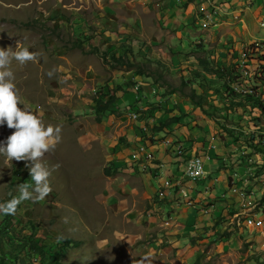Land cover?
Returning a JSON list of instances; mask_svg holds the SVG:
<instances>
[{"label": "rangeland", "instance_id": "1", "mask_svg": "<svg viewBox=\"0 0 264 264\" xmlns=\"http://www.w3.org/2000/svg\"><path fill=\"white\" fill-rule=\"evenodd\" d=\"M123 1L127 2L125 7L121 5ZM242 3L249 5L250 9L261 10L256 25L259 27L258 34L264 38V0H242ZM129 5L130 0H0V49L9 50L10 58L16 51L24 48L35 52L37 56L35 62L25 64L11 59L7 68L14 74L13 82L22 103L17 107L36 114L43 127L61 129L60 142L40 160L51 171V192L40 201H21L22 210L18 213L16 224L29 227L33 222L37 225L38 241L47 250L58 238H71L81 242L80 247L68 251L64 264H264V144L257 150L242 143H237L241 146L236 144L237 149H251L250 154H241L252 166V171L248 174L249 183L240 187L248 205L234 208L229 220L220 217L219 225L223 227L221 234H225V238L216 233L211 236L210 242L208 240V244L196 243L204 250L203 256L199 258L202 249H195L198 246L192 244L194 238H185L186 241L180 248L183 253L179 252V247L174 243L162 241L160 233L166 232L162 223L171 216V209L168 207L170 201L161 193L162 190L151 192L149 189L156 183L155 180L147 182L141 174H134L130 170L131 163L119 154L123 151L122 148L119 149V144L130 146L132 143L131 137L123 134V129H131L138 126V123L145 124L141 133L146 134L148 143L143 145L147 148L171 135H159L160 140H156L153 128L146 127V122L133 118L134 107L141 100L138 88L128 89L127 95L130 98H133L129 95L132 91L138 94H135L136 101L130 110H123L122 106L121 115H108L101 124L97 123L94 103L97 93L101 90L108 91L111 89L108 86H114L115 83L126 85L134 77L132 69L115 67L110 59H104L101 54L107 53L110 56L115 51L119 53L122 46L125 48L131 45L135 48L136 59L141 63L144 57L152 58L158 54L164 62L170 64L169 57L176 55V58H182V62L175 67L172 65V70L167 73V79L175 85L181 84L184 76L182 71L184 73L190 70L193 63L188 61L195 56L206 55L215 62L212 56L216 55L217 45L209 51H205L204 46L200 51L174 49L178 53L174 54L173 48H168L164 38V35L170 36L172 31L169 33L161 29L154 32L151 29L158 17L138 4L132 7ZM57 11H60L61 16L53 21L51 15ZM220 23L214 18L209 27L214 28ZM157 24V27L162 28L159 22ZM104 28L109 31V35L105 33L107 31L104 32ZM153 36L163 37L164 40L140 51L135 38L146 43V39H152ZM75 39L84 42L87 53L74 47ZM250 45L264 49V40ZM248 47L240 50L236 59L224 57L225 64L218 66L233 67L238 59L244 61L241 54ZM93 48H98L101 54H94ZM201 51L203 54L199 56ZM257 65V62L238 63L240 72L237 74L238 84L235 85L237 90H258L264 94V80L257 76ZM262 69L259 71H263ZM49 72L53 73L51 77ZM213 81L216 83L219 80ZM139 82V86L143 88L145 84L140 77ZM159 84L152 98H147L150 101L145 110L159 107V113L164 116L158 113L159 117L155 115L149 119V124L160 126L173 115L182 116V121L174 132L176 135L178 132L179 136L183 132L184 135L182 138L178 137L179 140L175 138V145L194 141L193 136L189 135L192 122L188 121L193 116L184 114L181 108V99L187 97L177 91L174 94H179L181 99L176 102L173 94L171 95L172 87L163 81H159ZM169 105H173L172 108ZM243 111L231 115L234 122L229 125L230 129L235 128L236 134L248 136L251 131H259L264 137V120L260 128H255V117L261 115L260 111H256L257 114H252L250 109ZM224 113L210 109L211 115L221 116ZM148 114L153 113H145L141 115V119H147ZM14 131L6 124L0 127V142H6ZM226 135L222 138H230L236 143L234 135ZM231 140H223V144ZM110 142H115L116 146L112 147ZM182 146V151L178 152L187 163L190 160L188 153L192 148ZM140 160L133 162L144 164ZM30 166L31 161H11L0 155V201L10 196L19 200L22 185L29 191L34 188ZM106 168H118V173L107 176ZM250 197L254 199L248 200ZM240 210L248 211L235 219L234 215L240 213ZM248 217H256L254 227L238 225L239 218L244 222ZM201 235L197 232L196 237ZM227 235L228 238H236L239 244L234 243L233 247L238 248V252L235 256L222 258V254L216 250L222 247V241L227 239ZM229 250L226 248L223 253L228 254ZM208 252L210 254L204 260V255ZM36 259L27 258L25 264L27 260L28 264H40L41 258L37 256ZM12 261L9 259L6 264H11Z\"/></svg>", "mask_w": 264, "mask_h": 264}, {"label": "crops", "instance_id": "2", "mask_svg": "<svg viewBox=\"0 0 264 264\" xmlns=\"http://www.w3.org/2000/svg\"><path fill=\"white\" fill-rule=\"evenodd\" d=\"M126 4L127 2L123 1L121 5L125 7ZM136 4L158 17L155 23L159 22L162 28L157 27L158 24L155 25L154 23L151 30L159 32L162 29L169 33L172 31L170 36L164 35V38H166V44L169 45L167 47L173 48L174 54H178L174 49L185 52L190 50L200 51L201 47L204 46L205 48L203 49L209 51L217 45L216 55L212 56V59L218 65H223L226 62L224 57L229 60L235 59L237 54L239 56L238 52L244 49L245 46H251V43L258 40H264L258 34L259 27L256 25L261 15V10L250 9L251 7L242 3V0H130L129 6H136ZM209 13H212V15L215 13L214 18H216L217 22H221L217 24V28L214 26V28H205L203 26V19ZM216 14L217 17H215ZM146 30L149 31L148 29ZM163 40V37L160 36H153L149 40L146 39L144 50L149 49L150 45L155 46L159 42L162 43ZM226 45L227 49H225ZM201 54H203V51L199 53V56ZM160 57V55L155 54L152 58ZM176 57L178 56L169 57L173 67L182 62V58ZM192 61L194 60H189L188 62L192 63ZM143 83L145 84L143 87L144 95L146 98L151 99L152 94L157 92L159 85H152L148 81H143ZM127 94L121 95L123 110L125 108L130 109L138 95L135 91L129 94L133 98H130ZM168 98L169 96H167ZM173 98L176 102L181 99L179 94H173ZM149 99H147V103L150 101ZM181 101L183 113L192 114L193 116L191 119L188 117V121L192 122V131H189V135L194 138V141H185L182 145L192 148L188 153L190 158L197 156L204 160V167L207 172L206 178L200 181H192L186 175L187 163H185V158L179 155L178 152L179 148H183V146L175 145L177 141L175 138L178 140V137L181 136L180 138H182L183 132H180L181 135L179 136L178 132L176 135L173 131L167 139L164 137L163 141L150 146L145 155L141 156L138 153V147L142 145L141 142L144 140L141 129L145 128V124L138 123V126L136 125L131 129H123L125 132L123 134L131 137V145L119 144V149L122 148L123 150L119 154L123 156L122 158L125 161L131 163L129 165L130 170L134 174H141L147 182L155 180L156 183L149 190L153 193L162 190L161 193L170 201L168 207L171 209V216L170 219H164L162 226H165L166 232L160 233V236L162 241L172 242L179 249L182 248V243L186 241L185 238L190 237L193 239L197 236V232L202 234L201 236L204 238V241L198 240L197 243L200 245L208 244V240L209 242L212 240L211 236L213 234H221L223 232V227L219 225L220 217H225V220H229L230 212H233L234 208L248 205V201L246 202L245 195L241 192L242 188L240 187H244L249 183L250 177L248 174L252 171V166L241 155L250 154L251 149L243 147L242 150L237 149L236 146H241V144L233 143L230 138L223 139L222 136H227L225 132L215 120L204 114L202 108L196 106L188 98L181 99ZM172 106L169 105L170 108ZM206 109H209V106H206ZM157 114L156 116L158 117L159 115L164 116L162 113ZM258 117L262 118L261 115ZM160 122H163V120ZM217 134H220L221 137ZM159 135L164 134L156 135V140H160L161 136ZM223 140L231 141L224 145ZM134 141L136 143H133ZM114 143L110 142L112 147L116 146ZM125 151L126 153H124ZM150 155H152V160L147 159ZM140 156V162L148 165L146 171H142L143 165L133 162L135 157ZM251 157L255 159L253 155ZM154 159L155 161H153ZM134 165L135 167H133ZM232 183L234 186H232ZM252 197L248 198V200L252 201L254 199ZM189 201H192L194 206H190ZM246 211L248 210H240V213L234 215L235 219ZM262 233L264 234V232ZM252 238L251 240H253ZM227 240L229 241L226 243ZM222 242V247L216 250L222 254V258L229 255L232 257L237 254L238 248L233 247L234 243L236 245L239 244L236 238L229 237ZM231 246L233 248H230ZM226 248L230 249L228 254L223 253ZM195 249H202L199 258L202 257L204 254L202 246H198ZM179 252L183 253V250L180 249ZM209 254L210 252L204 255L203 259L205 260Z\"/></svg>", "mask_w": 264, "mask_h": 264}, {"label": "trees", "instance_id": "3", "mask_svg": "<svg viewBox=\"0 0 264 264\" xmlns=\"http://www.w3.org/2000/svg\"><path fill=\"white\" fill-rule=\"evenodd\" d=\"M60 16V11H57L51 15V19L56 21ZM104 32L109 35V31L106 30V28H104ZM135 41L139 45L140 51L145 49L144 42L139 38H136ZM75 42V48H79L87 53L88 50H86L84 42L78 39H75ZM93 49L94 51L92 52H94V54H101L98 48ZM245 50L246 51L241 54L245 58L244 61L253 64L257 62V76L261 77L260 80H264V69H262V66H264V49L252 45ZM100 56L104 59H110L115 67L132 69L134 77L133 80L129 81L126 85L115 83L114 86H108L111 88L108 91L105 92V90H101L97 93L94 103L96 104L95 113L98 124H101L108 115H121V95L127 94L128 89L138 88L141 102L138 101L134 107L138 115V120L146 122V127L149 126L153 128L155 136L158 134H171L174 131L175 127L181 123L182 116L173 115V117L161 123L160 126L149 124L148 120L152 119L161 109L159 107H149L148 110H145L148 103L147 98L143 96V88L139 86L140 82L138 78L141 77L144 82H151L152 85H160L159 81H163L165 84L170 85L172 87L171 95L177 91L183 94L196 106L202 108L205 115L212 117L223 132L234 135L236 143L245 144L247 147L254 150L259 149L264 144V137L261 135V132L258 131L256 133L255 131H251L250 136L236 134L234 132L235 128L230 129L229 126L234 122L231 115L233 113H240L241 111L244 112L243 110L247 111L250 109L252 110V114H255L256 111H260L261 116H264V94L259 93L258 90H237L235 87L239 80V75H237L240 72L238 63L242 64V62H244L243 60L239 61L241 59H238L233 67H231L226 65L218 66L216 62H212L211 58L206 56L194 57L191 59L194 61H192L193 65L190 70L184 73L182 71L184 76L181 84L175 85L173 81L170 82L167 79V73L169 70H172L171 63L164 62L162 57L155 59L144 57V61L141 63L136 59L135 48L131 45L125 48L122 46V50L119 53L115 51L110 56L107 53L101 54ZM261 69L263 71L260 72L259 70ZM187 74H189V77H187ZM214 79H218L219 81L215 83L213 81ZM206 106H209V109H206ZM211 108L224 111L225 113L221 114V116L215 114L211 115ZM128 110L130 109L126 111ZM145 113L153 114H148V118L142 120L141 115ZM261 124H263V117H255V128H260ZM143 135L144 140L142 144L148 143L144 132ZM150 141L154 144L153 139ZM105 172L107 176H112L118 173V168H106ZM12 200H14V196L2 199L0 204H7ZM21 210L22 205L19 203L15 214L5 215L0 213V264H6L9 259L13 260L11 264H25L27 258L35 257L36 259L37 256L41 258L40 264H64L63 262L67 257L68 251L74 247L81 246L82 243L74 239L58 238L47 250L46 247L40 245L38 241L37 236L39 231L37 225L33 222L30 223L29 227L16 224V218ZM220 236L225 238L226 235L220 234ZM203 239L202 236L199 238L194 237L192 244L196 245L198 240ZM29 262L31 263V261ZM26 264H28V260ZM32 264H34V262H32Z\"/></svg>", "mask_w": 264, "mask_h": 264}, {"label": "clouds", "instance_id": "4", "mask_svg": "<svg viewBox=\"0 0 264 264\" xmlns=\"http://www.w3.org/2000/svg\"><path fill=\"white\" fill-rule=\"evenodd\" d=\"M36 58V53L27 48L16 51L11 58L9 50L0 49V127L6 124L9 129H15L6 142H0V155L11 161H31L29 171L34 182L31 191L21 186L19 200L14 199L7 204H0V213L5 215L15 214L21 201L27 199L40 201L51 192L49 179L51 171L40 163V160L60 142L61 129L59 127L53 129L51 126L45 128L36 114L17 107L22 103L13 82L14 74L7 70L11 59L25 64L29 61L35 62ZM48 75L51 77L53 73L49 72Z\"/></svg>", "mask_w": 264, "mask_h": 264}, {"label": "built area", "instance_id": "5", "mask_svg": "<svg viewBox=\"0 0 264 264\" xmlns=\"http://www.w3.org/2000/svg\"><path fill=\"white\" fill-rule=\"evenodd\" d=\"M214 22V15H206L205 18L203 19V26L205 28H208L209 26H211ZM135 112V111H134ZM133 118L137 119L138 115L135 113L132 114ZM148 148L145 145H140L138 147V153L141 154V156L145 155V153L147 152ZM180 152L182 151V148H179ZM140 157H135L134 161H139L141 159ZM148 160H152V155L147 157ZM143 165L142 167V171H146L148 168L147 164H140ZM186 175L188 176V178H190L192 181H200L204 178H206L207 176V172L205 170L204 167V160L201 157H197V156H192L190 158V160L187 162V169H186ZM189 205L190 206H194V203L192 201H189ZM256 218V217H255ZM254 217H248L246 219V221H242L241 219H238V225L242 226L245 225L247 227H254L256 225V221ZM260 225H262V223H260Z\"/></svg>", "mask_w": 264, "mask_h": 264}]
</instances>
